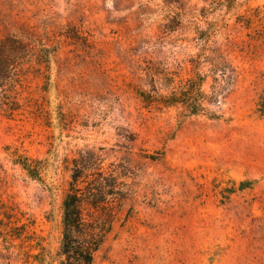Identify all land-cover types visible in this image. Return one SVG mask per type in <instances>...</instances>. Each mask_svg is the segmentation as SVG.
<instances>
[{"label": "rangeland", "instance_id": "obj_1", "mask_svg": "<svg viewBox=\"0 0 264 264\" xmlns=\"http://www.w3.org/2000/svg\"><path fill=\"white\" fill-rule=\"evenodd\" d=\"M4 43L0 264L58 253L97 157L120 190L84 207L112 223L94 264H264V0H0Z\"/></svg>", "mask_w": 264, "mask_h": 264}, {"label": "trees", "instance_id": "obj_2", "mask_svg": "<svg viewBox=\"0 0 264 264\" xmlns=\"http://www.w3.org/2000/svg\"><path fill=\"white\" fill-rule=\"evenodd\" d=\"M237 0H223L219 2L225 4L227 8L235 5ZM12 46L16 47V40L10 41ZM8 44H0V69L6 67L7 55L12 47ZM219 58L221 55H215L212 64L213 69L219 68L221 63ZM5 64V66H4ZM13 77L6 75L0 76V88H5L8 84H12ZM184 88L180 92L174 91L173 94L164 99L165 105H173L179 103L182 94L186 95ZM200 92H202L200 90ZM150 98V97H149ZM151 100V99H150ZM3 105H1V108ZM200 104L196 105L194 112H198ZM258 112L264 116V90L260 95L258 102ZM96 171L93 172L94 182L93 186H86V192H82L81 183L88 182L87 172L90 168L87 161L77 160L73 168L71 188L66 194L63 201V238L61 247L55 256H48L44 251L35 255L39 264H94L97 251L102 247L106 241L108 234L111 231L112 223L106 219H86L84 215L85 205L94 208H100L104 201L103 196L107 194L117 193L119 189L118 177L112 173H105L100 157H97ZM81 161V162H80ZM23 166L28 170L29 174L40 179L39 169L32 162L22 161ZM89 174V173H88ZM108 182L107 186L111 188L106 189L104 182ZM97 185V187H96ZM95 189V191H93Z\"/></svg>", "mask_w": 264, "mask_h": 264}]
</instances>
